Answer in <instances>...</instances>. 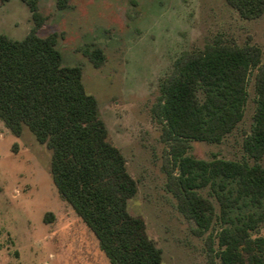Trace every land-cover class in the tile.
<instances>
[{"label":"trees","instance_id":"obj_1","mask_svg":"<svg viewBox=\"0 0 264 264\" xmlns=\"http://www.w3.org/2000/svg\"><path fill=\"white\" fill-rule=\"evenodd\" d=\"M8 0H0V5ZM32 25L20 39L0 33V120L15 136L27 126L50 151L49 170L61 199L94 234L109 264H162V251L148 237L145 223L131 215L127 203L137 191L125 158L107 140V129L95 98L82 84L79 65H64L56 32L38 35L47 16L39 0H22ZM243 19L264 12V0H224ZM68 0H56V8ZM98 68L100 47L85 50ZM252 75L255 109L242 141L247 159L196 158L191 140L220 142L243 116ZM165 148V187L177 210L202 235L215 220L216 248L210 263L264 264V62L261 50L214 36L201 48L176 57L160 77L151 107ZM251 162H250V161ZM207 188L214 202L200 193ZM248 210H244L245 208ZM52 218V213L45 215ZM210 240V235L207 237Z\"/></svg>","mask_w":264,"mask_h":264},{"label":"rangeland","instance_id":"obj_2","mask_svg":"<svg viewBox=\"0 0 264 264\" xmlns=\"http://www.w3.org/2000/svg\"><path fill=\"white\" fill-rule=\"evenodd\" d=\"M38 5L47 16L38 35L56 32L62 63L81 66L83 87L96 100L107 140L123 154L136 181L127 210L143 219L148 237L162 251V264H219L217 258L210 263L208 254L216 248L220 223L215 220L202 235L193 233L165 187V145L151 107L159 79L173 60L216 35L226 42L256 45L264 62V12L243 19L224 0H68L63 9L56 8V0H39ZM31 25L22 0L0 5V33L20 39ZM93 47L104 53L98 68L85 55ZM254 109L250 75L236 127L218 143L191 140L188 153L206 160L247 159L242 141ZM49 163L50 151L27 126L15 136L0 120V264H109L94 234L59 197ZM200 193L217 209L207 188ZM49 212L51 219L45 218ZM257 234L264 236V223Z\"/></svg>","mask_w":264,"mask_h":264}]
</instances>
